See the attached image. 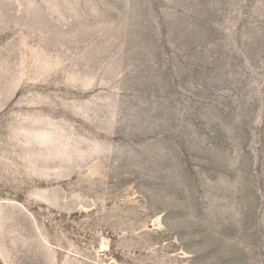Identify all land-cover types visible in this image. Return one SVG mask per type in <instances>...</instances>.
<instances>
[{
  "label": "rangeland",
  "instance_id": "374dc122",
  "mask_svg": "<svg viewBox=\"0 0 264 264\" xmlns=\"http://www.w3.org/2000/svg\"><path fill=\"white\" fill-rule=\"evenodd\" d=\"M0 264H264V0H0Z\"/></svg>",
  "mask_w": 264,
  "mask_h": 264
}]
</instances>
